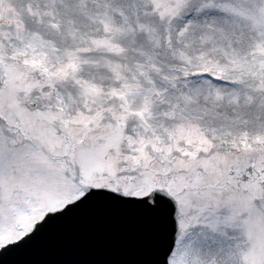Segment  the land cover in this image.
Wrapping results in <instances>:
<instances>
[{"label": "snow or ice", "instance_id": "1", "mask_svg": "<svg viewBox=\"0 0 264 264\" xmlns=\"http://www.w3.org/2000/svg\"><path fill=\"white\" fill-rule=\"evenodd\" d=\"M69 238L264 264V0H0V255Z\"/></svg>", "mask_w": 264, "mask_h": 264}, {"label": "water", "instance_id": "2", "mask_svg": "<svg viewBox=\"0 0 264 264\" xmlns=\"http://www.w3.org/2000/svg\"><path fill=\"white\" fill-rule=\"evenodd\" d=\"M25 239H30V237ZM20 243L23 244L24 241ZM9 247L17 248L19 245H10ZM7 250L4 249L3 251ZM112 251L114 249L87 239L69 238L41 249L34 256V259L38 264H84L85 261L103 257ZM0 264H4L2 255H0Z\"/></svg>", "mask_w": 264, "mask_h": 264}]
</instances>
